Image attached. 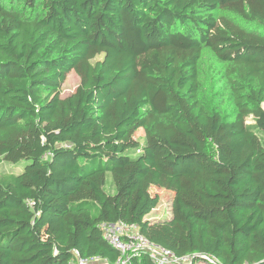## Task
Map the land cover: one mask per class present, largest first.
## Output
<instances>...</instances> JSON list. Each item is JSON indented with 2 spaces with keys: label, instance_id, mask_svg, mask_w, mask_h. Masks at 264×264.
Returning a JSON list of instances; mask_svg holds the SVG:
<instances>
[{
  "label": "trees",
  "instance_id": "1",
  "mask_svg": "<svg viewBox=\"0 0 264 264\" xmlns=\"http://www.w3.org/2000/svg\"><path fill=\"white\" fill-rule=\"evenodd\" d=\"M2 161L0 264L115 262L117 221L264 264V0H0Z\"/></svg>",
  "mask_w": 264,
  "mask_h": 264
},
{
  "label": "built area",
  "instance_id": "2",
  "mask_svg": "<svg viewBox=\"0 0 264 264\" xmlns=\"http://www.w3.org/2000/svg\"><path fill=\"white\" fill-rule=\"evenodd\" d=\"M101 229L109 243L119 250L118 259L110 262L99 256L83 258L76 251V264H132L134 258L143 255H148L156 264H220L214 257L200 253L178 256L172 250L150 241L141 234L137 225L122 221L104 222Z\"/></svg>",
  "mask_w": 264,
  "mask_h": 264
},
{
  "label": "rangeland",
  "instance_id": "3",
  "mask_svg": "<svg viewBox=\"0 0 264 264\" xmlns=\"http://www.w3.org/2000/svg\"><path fill=\"white\" fill-rule=\"evenodd\" d=\"M206 65L207 69L212 68V64L210 62H207ZM79 83L80 77L74 71H71L62 85L61 97L65 98L72 94L78 87ZM248 121L252 122V118H249ZM134 136L135 138H142L144 136L143 129L137 130ZM24 167V162L19 164H10L7 161H2L0 162V174L4 172L18 174L23 171ZM106 191L110 194H114L116 192V187L112 184V182L107 184ZM158 193L160 194V202L158 206L147 216V219H155L162 217L163 215L167 217L169 216V212L171 211L172 193L166 190L159 191Z\"/></svg>",
  "mask_w": 264,
  "mask_h": 264
},
{
  "label": "crops",
  "instance_id": "4",
  "mask_svg": "<svg viewBox=\"0 0 264 264\" xmlns=\"http://www.w3.org/2000/svg\"><path fill=\"white\" fill-rule=\"evenodd\" d=\"M148 216V215H147ZM146 219H147V217H146ZM150 220V219H149Z\"/></svg>",
  "mask_w": 264,
  "mask_h": 264
}]
</instances>
